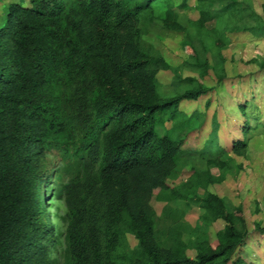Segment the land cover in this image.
I'll return each mask as SVG.
<instances>
[{
    "label": "trees",
    "instance_id": "16d2710c",
    "mask_svg": "<svg viewBox=\"0 0 264 264\" xmlns=\"http://www.w3.org/2000/svg\"><path fill=\"white\" fill-rule=\"evenodd\" d=\"M211 1L196 0L195 21L187 17L189 0L8 4L0 27V264H253L242 251L250 233L241 209L206 190L224 181L231 160L218 144L217 121L200 151L182 150L181 134L198 115L186 116L179 104L208 90L198 83L177 95L161 92L156 76L170 68L144 41L151 26L183 33L194 53L187 68L200 80L210 69L218 75L227 34H264V22L242 3L212 10ZM193 43L201 55L211 54L212 68ZM250 62L264 71V58ZM167 123L173 127L158 135ZM260 127L244 122L243 139L230 151L244 156L250 131ZM188 163L190 176L170 186ZM49 194L65 206L59 260L48 250ZM152 197L192 201L202 223L224 226L212 243H184L174 223L162 224ZM254 231L263 242L264 227ZM127 235L136 240L133 248Z\"/></svg>",
    "mask_w": 264,
    "mask_h": 264
},
{
    "label": "rangeland",
    "instance_id": "374dc122",
    "mask_svg": "<svg viewBox=\"0 0 264 264\" xmlns=\"http://www.w3.org/2000/svg\"><path fill=\"white\" fill-rule=\"evenodd\" d=\"M229 1L242 3L259 15L264 22V0H212L210 9L219 10ZM10 3H17L21 7L30 6V0H0V27L5 22L7 6ZM195 5L196 0H189L190 11L187 17L191 21L199 17L194 9ZM213 26L214 22L207 24L209 29ZM227 37L231 43L221 52L225 60L223 71L217 75L210 69L202 80L185 64L190 62L194 55L191 42L185 34L151 26L144 36V41L152 45L169 65V70L160 71L156 76L161 92L177 95L195 89L198 83L208 90L204 96L179 104V110L186 116L194 112L198 115L193 127L181 134L182 150L200 151L204 143L211 139L209 133L213 126L212 121H217L218 144L227 150L231 160L224 171V181L208 185L206 190L225 198L232 206L241 209L250 233L248 243L242 250L243 254L253 264H264V241L261 242L254 231L257 225L264 227V71L250 62L263 60L264 34L238 30L227 34ZM193 45L200 60H204L205 57L212 68L215 63L211 54L201 55L197 44ZM240 105L246 106L243 108ZM246 121L251 125L256 121L261 127L250 131L251 136L245 155L237 156L230 151L231 143L236 139H243L240 128ZM172 127V123H167L165 128L157 127V134L163 135L165 130ZM190 167L189 163L180 167L176 176L168 180V184L172 187L182 184L190 176ZM199 193L203 194V190L200 189ZM53 197V194H49L46 201V223L51 230L53 242L48 250L51 259L59 260L65 248L67 223L64 220V203ZM151 205L162 224L174 223L182 241L187 244L198 239H206L212 243L224 226L220 220L210 224L202 223L200 221L202 211L192 201L166 204L152 197ZM169 211L171 216L167 220L165 214ZM127 242L129 248L136 245V240L131 235H127ZM185 253L191 259L196 254L192 247Z\"/></svg>",
    "mask_w": 264,
    "mask_h": 264
}]
</instances>
